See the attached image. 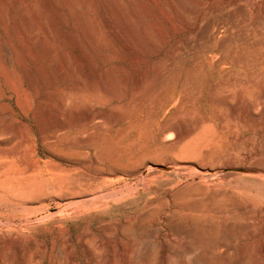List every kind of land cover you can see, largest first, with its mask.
<instances>
[{"label": "rangeland", "instance_id": "1", "mask_svg": "<svg viewBox=\"0 0 264 264\" xmlns=\"http://www.w3.org/2000/svg\"><path fill=\"white\" fill-rule=\"evenodd\" d=\"M183 3L0 0V264H264V5Z\"/></svg>", "mask_w": 264, "mask_h": 264}, {"label": "bare ground", "instance_id": "2", "mask_svg": "<svg viewBox=\"0 0 264 264\" xmlns=\"http://www.w3.org/2000/svg\"><path fill=\"white\" fill-rule=\"evenodd\" d=\"M182 5L186 8V10H189V11H192V8H190L189 6H187L186 4L183 3V0H180ZM237 2L238 1H242V0H236ZM249 4H251L253 6V8L257 9L259 8L260 6H263L264 5V0H243ZM222 83V82H221ZM235 83V82H234ZM239 84V83H238ZM217 88V87H216ZM233 89V88H232ZM244 89V88H243ZM221 90V89H220ZM217 91V90H216ZM230 91V90H229ZM232 91V90H231ZM242 91V90H241ZM245 91V90H244ZM234 92V91H233ZM240 101V100H239ZM234 167H238V166H235L233 165ZM232 165L230 167H233ZM155 168V163L154 162H151L149 163L145 169H144V173L145 175H147L150 171H152L153 169ZM241 168L244 170V172H251V171H254L256 170V167L255 166H252L251 164H243L241 166ZM264 170V169H263ZM260 180L258 181H264V177L262 178H259ZM257 181V179H256ZM133 190L131 189L130 191L127 192L128 193H132ZM119 197V194L118 193H114L110 196H106V197H103L101 198L100 200H98L99 203H104V202H107L109 200H113V199H117Z\"/></svg>", "mask_w": 264, "mask_h": 264}]
</instances>
